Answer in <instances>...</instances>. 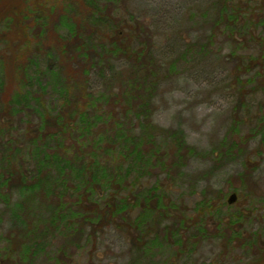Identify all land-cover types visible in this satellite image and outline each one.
<instances>
[{"label": "trees", "instance_id": "1", "mask_svg": "<svg viewBox=\"0 0 264 264\" xmlns=\"http://www.w3.org/2000/svg\"><path fill=\"white\" fill-rule=\"evenodd\" d=\"M116 1L0 0V231L9 221L5 235L0 232V264H34L43 256L66 264L70 247L79 250L112 225L133 230L143 255L167 248L168 261L156 264H173L208 235L224 238V229L232 231L228 243L264 256V218L263 233L243 236L238 226L250 218L225 212L226 196L211 188L194 219L200 236L186 235L193 220L170 196L199 153L182 130L154 125L162 66L141 27L116 16ZM235 1L219 0L220 19L235 24L243 11L253 13L245 9L250 1ZM259 55L250 62L260 65L256 75L264 86V48ZM42 58L59 94L51 104ZM93 73L101 91L91 83ZM258 118L263 141L264 114ZM230 147L243 152V140ZM246 178L237 177L241 186ZM207 219H216V230L204 228Z\"/></svg>", "mask_w": 264, "mask_h": 264}, {"label": "rangeland", "instance_id": "2", "mask_svg": "<svg viewBox=\"0 0 264 264\" xmlns=\"http://www.w3.org/2000/svg\"><path fill=\"white\" fill-rule=\"evenodd\" d=\"M249 1L250 6L245 9L252 7L253 13L243 11L235 24L225 22V15L220 19L219 0L116 1V16L141 27L142 38L146 43L152 41L153 53L162 66L152 102L154 125L165 130H182L188 145L199 153L189 161L170 196L171 203L180 207L185 219L193 220L188 223L186 235L200 236L194 219L201 212L198 204L206 188L216 195H225L226 203L234 189H239L237 202L223 210L229 214L242 212L250 218L247 224H240L243 236L255 231L263 233L264 140L258 130V117L264 114V86L259 85L261 79L256 75L261 67L253 66L250 58L260 57L264 48V0H240L244 4ZM49 66V61L42 58L41 67L47 71L40 77L47 84L45 98L51 104L59 94L54 92V86H49L56 82ZM246 67L250 70L245 71ZM54 69L57 71V66ZM90 80L96 91L102 90L97 74L93 73ZM240 140L244 147L239 153L230 145ZM226 148H232V155L215 162L216 154L228 153ZM242 173L247 176L243 186L237 180ZM218 225L216 219H207L204 228L216 230ZM8 228L5 217L2 235ZM224 230V238L208 235L199 239L193 243L195 246L190 245L188 254L178 256L172 263L264 264L259 250L250 245L236 248V241H227L232 231ZM135 235L128 228L107 226L79 250L70 247L66 264H156L167 260V248H160L158 256L155 252L153 257L143 255ZM263 241L264 233L259 241L262 249ZM57 243L64 245L62 241ZM45 259L43 256L34 264H52Z\"/></svg>", "mask_w": 264, "mask_h": 264}, {"label": "water", "instance_id": "3", "mask_svg": "<svg viewBox=\"0 0 264 264\" xmlns=\"http://www.w3.org/2000/svg\"><path fill=\"white\" fill-rule=\"evenodd\" d=\"M235 200H236V196L232 194L231 197L229 198V204H233Z\"/></svg>", "mask_w": 264, "mask_h": 264}, {"label": "flooded vegetation", "instance_id": "4", "mask_svg": "<svg viewBox=\"0 0 264 264\" xmlns=\"http://www.w3.org/2000/svg\"><path fill=\"white\" fill-rule=\"evenodd\" d=\"M232 194H234L235 196H236V200H235V202L233 203V204H235L236 202H237V199H238V196H237V194H236V192H233ZM230 198V197H229ZM227 204L228 205H233V204H229V199L227 200ZM239 213V212H238ZM242 213V212H241ZM243 214V213H242ZM244 215V214H243ZM241 224V223H240ZM240 224H239V226L238 227H240Z\"/></svg>", "mask_w": 264, "mask_h": 264}]
</instances>
